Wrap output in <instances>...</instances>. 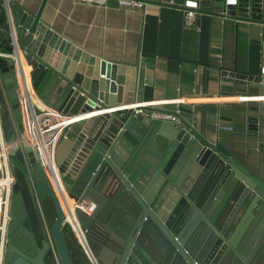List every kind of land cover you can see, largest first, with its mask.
<instances>
[{"label": "water", "instance_id": "95a60500", "mask_svg": "<svg viewBox=\"0 0 264 264\" xmlns=\"http://www.w3.org/2000/svg\"><path fill=\"white\" fill-rule=\"evenodd\" d=\"M46 1L33 12L0 0V132L16 177L6 264H264V101L238 121L216 104L198 114L181 103V123L135 115L123 106L136 102L138 77L62 38L42 17ZM141 1L195 10L219 35L264 25V0ZM259 44L260 73L222 65L223 93L261 84ZM24 63L36 95L69 117L56 161L69 199L96 204L75 210L84 235L23 139Z\"/></svg>", "mask_w": 264, "mask_h": 264}, {"label": "crops", "instance_id": "0c3cea01", "mask_svg": "<svg viewBox=\"0 0 264 264\" xmlns=\"http://www.w3.org/2000/svg\"><path fill=\"white\" fill-rule=\"evenodd\" d=\"M9 2L37 12L44 0ZM186 11L173 5L150 2L144 8L126 10L119 8L115 1H111L110 7L103 8L75 0H47L42 17L73 46L101 59L126 65L131 71L128 77H138L136 102L183 97L186 104L196 106L198 114L207 113L209 105L216 104L222 114L238 121V113L264 101L256 98L264 85L249 83L241 86L247 89L246 93H223L222 65L232 68L236 61L242 66L249 61L252 64L249 71L259 74L262 62L259 41L264 38V25L240 23L236 32L232 23L225 35H219L212 33L204 14H201V25L198 17L195 24L186 25ZM214 41L220 42L221 46L213 45ZM28 69L25 80L30 98L45 102L32 90L31 67ZM97 70L98 77L104 78L101 67ZM124 93V97L129 95ZM165 107L169 110L177 108L171 104ZM224 123L229 124L228 121ZM66 200L70 199L67 197Z\"/></svg>", "mask_w": 264, "mask_h": 264}, {"label": "built area", "instance_id": "2783aa9c", "mask_svg": "<svg viewBox=\"0 0 264 264\" xmlns=\"http://www.w3.org/2000/svg\"><path fill=\"white\" fill-rule=\"evenodd\" d=\"M75 1L103 8L110 7L111 1H115L119 8L126 10L144 8L146 5V3L141 0ZM197 17L198 13L195 10H187L185 15V24H195ZM262 33L264 36V28ZM261 83L264 85V77L262 78ZM20 90V105L24 124L23 139L33 147L40 162L51 178L52 184L60 201H63V196L67 198L68 195L63 185L61 176H59L60 172L56 161V149L60 133L69 122L66 120L67 117L65 115L49 106L47 103L40 99H31L23 87H21ZM242 99H247V97H243ZM181 103H185L183 97L163 101H141L127 104L123 107L133 108L135 115L147 114L158 120L181 123L183 119L179 110V105ZM169 104L176 105L177 108L175 110H169L165 107V105ZM159 106L164 107L158 108ZM10 149V146L6 144L2 133L0 132V264H6L5 252L7 245V230L8 223L11 219L9 205L12 187L16 182V177L12 173L11 164L8 159ZM73 201V208L70 207L72 222H74L73 224L77 230L84 235V232L78 222L75 210L76 208H79L87 214H91L96 208V204L93 201L87 200L79 203H77L74 199Z\"/></svg>", "mask_w": 264, "mask_h": 264}, {"label": "bare ground", "instance_id": "6f19581e", "mask_svg": "<svg viewBox=\"0 0 264 264\" xmlns=\"http://www.w3.org/2000/svg\"><path fill=\"white\" fill-rule=\"evenodd\" d=\"M24 67H25V70H26V72L28 73V67L26 66V64L24 63ZM32 91V90H31ZM33 93V92H32ZM67 121H69V120H67ZM58 173V172H57ZM59 176H60V173H59ZM61 202H63L62 200H61ZM68 203H69V205H70V207H72L73 208V205H74V201H73V199H70L69 201H68Z\"/></svg>", "mask_w": 264, "mask_h": 264}]
</instances>
